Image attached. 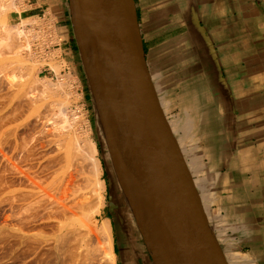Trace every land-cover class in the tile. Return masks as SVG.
Masks as SVG:
<instances>
[{"label": "crops", "instance_id": "obj_1", "mask_svg": "<svg viewBox=\"0 0 264 264\" xmlns=\"http://www.w3.org/2000/svg\"><path fill=\"white\" fill-rule=\"evenodd\" d=\"M12 5L15 20L48 23L58 39L52 48L73 64L67 0ZM134 7L157 102L226 264H264V0H134ZM114 192L104 218L115 263L153 264Z\"/></svg>", "mask_w": 264, "mask_h": 264}, {"label": "rangeland", "instance_id": "obj_2", "mask_svg": "<svg viewBox=\"0 0 264 264\" xmlns=\"http://www.w3.org/2000/svg\"><path fill=\"white\" fill-rule=\"evenodd\" d=\"M11 1L12 0H0V41L7 34L11 36L13 42L18 46V51L16 50L18 55L16 56H19L14 57V55L12 57V55L9 54L10 50L7 51V49L3 47V40L1 41L0 264H38V261L39 264H48L51 262L49 259H51L52 252L50 251L51 253H49L48 251L50 250L51 245L49 244L48 247L46 242L47 240L48 243H50L49 240L52 241L51 237L54 235L51 234L55 233L54 231L57 228L56 222L61 221L63 218L60 215L61 212L60 214L59 212L57 213V216L59 214V218L61 217V219H59L56 214L54 215L56 217L55 219L54 216V218H52L51 215H48L49 209H46L45 207H36L37 209L35 206L32 209H28L26 207L25 210L21 208L23 206V202L20 200L22 199V195L27 192L30 194L32 192V188H30L31 182H35V180L39 181V179L42 184L38 183L39 186H46L45 188H41H44L47 193H49L51 189H54V192L55 190L57 191L65 204L67 203L66 205H71L73 203V207L71 206V208H73L72 210L70 209V206L66 207L70 209V214L73 212V217L75 219L73 224L75 227L79 225L80 229H76L79 228V226L75 228L73 224L71 226L72 228H70H75L77 233H74L76 234H78V231H84L85 233L79 232V236L74 234V238L76 240L72 238V241L75 240L76 243L79 241L78 245H82V249L84 247L85 250L88 245V251H91V249L94 251V261H97V264H111L106 252H104L105 245L100 243L102 241H99V238L97 239L88 233L87 230L89 231V228L97 227L100 224V221L104 219V215L106 213V202L108 200V196L111 194V191H115L116 194L122 198L123 195L119 190L113 168L110 165L111 163L107 154L103 134L96 116L94 103L91 98L89 86L83 71L77 47L74 53L73 64H66L62 62L63 58L60 56L58 50H54L52 48V45L57 42L56 37L51 30L52 27L40 19L30 20L32 22L21 21L19 19L15 20L11 15L12 11H19V9L15 8ZM53 65L54 68H52ZM55 65H57V67ZM64 130H66V133L68 131L69 135L73 133L75 134L71 135V138L76 140L78 154L81 153L79 154V161L75 160L74 162H71L69 164L70 166L63 162L64 159L62 157V153L59 151L57 152V140L65 137L66 133H64ZM87 141L89 143L93 142L96 146V156L101 165L100 175L98 178L101 179L105 185L104 191L98 193L102 195V200L104 202V206L99 209V213H93L95 210L93 206L94 203H96V198L94 196L96 195L94 194L95 189L92 187L95 175L93 173L91 163L87 161ZM79 150L81 152H79ZM83 155L84 157H82ZM81 158L83 160H81ZM80 160L81 163L83 162L82 164L80 163ZM78 162L79 164L77 165L76 163ZM61 167L62 169H60ZM61 170L62 173L60 172ZM55 171L59 172V174ZM22 176H28L30 178L26 177V179L24 177L26 179L24 180ZM36 177L40 178L37 179ZM26 184L30 187H27ZM112 186L115 187L114 190L111 189ZM51 192L49 194H51ZM29 194L26 195H28L30 199L31 195ZM82 200L84 201L82 202ZM121 206L125 209V205L123 206V204H121ZM19 207L21 210H19ZM126 212L134 221L129 211L126 210ZM77 213L81 214L78 215ZM78 218L80 220L79 223L77 222ZM57 219L58 221H56ZM53 223L56 224L52 226ZM84 228H86V231ZM37 232L40 236L37 235ZM9 235L10 237H8ZM24 235L26 240L22 238ZM28 235L32 237L30 238L32 242L27 241L30 237H28ZM32 235H34V237ZM45 235H49L51 237H47ZM88 236L89 240L91 239L90 241H94V238H96L93 242L94 244H89L91 242L88 240ZM90 236L94 238L92 239ZM22 239L25 243L22 242ZM85 239L87 240V245L85 244ZM82 241H85L84 244ZM28 243L32 244L31 246L33 249L35 248L33 250L29 246V248H31L32 255L30 254V249L27 247L29 245ZM40 243L42 246H47L49 248L45 249L43 247L48 251V255L50 256L47 255V251L43 254L44 251ZM26 251L29 254L23 255ZM37 251H42L43 253ZM45 255L46 262H43ZM47 257L49 259H47ZM39 258H41V262ZM104 260L105 262H103ZM96 263L94 262V264Z\"/></svg>", "mask_w": 264, "mask_h": 264}, {"label": "water", "instance_id": "obj_3", "mask_svg": "<svg viewBox=\"0 0 264 264\" xmlns=\"http://www.w3.org/2000/svg\"><path fill=\"white\" fill-rule=\"evenodd\" d=\"M114 175L153 264H226L148 75L134 0H67ZM142 145L131 160L126 118Z\"/></svg>", "mask_w": 264, "mask_h": 264}, {"label": "bare ground", "instance_id": "obj_4", "mask_svg": "<svg viewBox=\"0 0 264 264\" xmlns=\"http://www.w3.org/2000/svg\"><path fill=\"white\" fill-rule=\"evenodd\" d=\"M10 1V0H9ZM10 3V2H9ZM11 3H12V1H11ZM0 12H1V8H0ZM30 22H32V21H30ZM50 23V22H49ZM52 23V22H51ZM38 24V23H37ZM42 24H44V23H42ZM47 24V23H46ZM39 25V24H38ZM49 25V24H48ZM52 30V29H51ZM11 31V30H10ZM8 33V32H7ZM49 34V33H48ZM25 36V35H24ZM53 36V35H52ZM12 37H14V36H12ZM17 37V36H16ZM54 37V36H53ZM3 40V41H2ZM1 41H2V43L4 44L3 45V47L4 48H6L7 49V51L8 50H10V52H9V54H11L12 55V57L14 56V57H19V56H16V55H18L17 53L18 52H16V50L18 51V46L13 42V40H12V38H11V36H9L8 34L7 35H5L4 37H3V39H2ZM46 40V39H45ZM58 40V39H57ZM1 41H0V44H1ZM50 42V41H49ZM0 46H2V45H0ZM1 48V47H0ZM25 49V48H24ZM28 51V50H27ZM20 52V51H19ZM33 53V52H32ZM53 53V52H52ZM37 56V55H36ZM52 56V55H51ZM50 56V57H51ZM21 59V58H20ZM19 60V59H18ZM62 62H64V61H62ZM65 63V62H64ZM15 64V63H14ZM11 65V64H10ZM56 67H57V65H55ZM52 68H54V65H53V67ZM12 69V68H11ZM14 69V68H13ZM53 70V69H52ZM67 70V69H66ZM55 71H56V69H55ZM68 72V71H67ZM16 74V73H15ZM66 74V73H65ZM68 74V73H67ZM61 75H63V74H61ZM69 75V74H68ZM15 76V75H14ZM64 76V75H63ZM16 77V76H15ZM65 78H67V77H65ZM68 79V78H67ZM71 80V79H70ZM74 82V81H73ZM67 83V82H66ZM76 86V85H75ZM60 102V101H59ZM59 105V104H58ZM126 118V117H125ZM58 119V118H57ZM61 120V119H60ZM62 121V120H61ZM126 124H127V128H128V133H129V135H130V139H131V144H132V149H131V152H130V157H131V160H135L136 158H138V156L139 155H142L141 154V152H142V145H141V143H140V141H139V139H138V136L135 134V132H134V130H132L133 128H132V124H131V122H129L128 120H127V118H126ZM86 122V121H85ZM64 124V123H63ZM65 125V124H64ZM63 126V125H62ZM65 128V127H64ZM69 129V128H68ZM67 130V129H66ZM66 130H64L65 132L64 133H66ZM61 132H63V131H61ZM63 133V134H64ZM74 134V133H73ZM73 134H71V135H73ZM62 135V134H61ZM71 135H69L68 134V131H67V133L65 134V137H63V138H61V139H59V140H57L58 141V143H57V152L59 151V152H61L62 153V157H63V159H64V161L63 162H65V164L66 165H69L71 162H74L75 160H78V159H80L79 158V154H81V153H79L78 154V148H77V145H76V140H74V139H72L71 138ZM75 135V134H74ZM58 136V135H57ZM76 137V136H75ZM57 139H58V137H57ZM77 139H78V137H77ZM80 139V138H79ZM56 142V141H55ZM78 142V141H77ZM88 142V141H87ZM87 142H84V143H87ZM56 145V144H55ZM84 145H86V144H84ZM79 146V145H78ZM87 161L88 162H90L91 163V167L93 168V173H94V183H93V186L92 187H94V194H96V195H94L95 196V202L96 203H94V206H93V203H92V206H93V208L95 209L94 211H93V213H99V209L102 207V206H104V202H103V197H102V195H100V194H98L99 192H103L104 191V189H105V185H104V182L101 180V179H99L98 177H99V175H100V168H101V165H100V161H99V159L97 158V150H96V146H95V144L93 143V142H88L87 143ZM80 147V146H79ZM82 148V147H81ZM79 152H81L80 150H79ZM83 152V151H82ZM86 152V151H85ZM84 153V152H83ZM85 154V153H84ZM105 155V154H104ZM82 157H84V155L82 156ZM61 159V158H60ZM81 160H83L82 158H81ZM81 160H80V163H81ZM79 161V160H78ZM83 163V162H82ZM81 163V164H82ZM62 164V163H61ZM77 165L79 164V162L78 163H76ZM83 165H85V164H83ZM109 165V164H108ZM70 166V165H69ZM72 166H73V164H72ZM86 166V165H85ZM89 166V165H88ZM113 168V167H112ZM59 169V168H58ZM60 169H62V167L60 168ZM65 169V168H64ZM68 169V168H67ZM36 171V170H35ZM59 171V170H58ZM42 172V171H41ZM55 172H57V171H55ZM61 173H62V170L60 171ZM91 172V171H90ZM113 172H114V170H113ZM43 173V172H42ZM58 174H59V172H57ZM89 173V172H88ZM26 174V173H25ZM31 174H32V172H31ZM35 174H36V172H35ZM38 174V173H37ZM39 174H40V172H39ZM90 174V173H89ZM24 175V174H23ZM58 176V175H57ZM23 177V176H22ZM25 177V176H24ZM23 177V178H24ZM27 178H30V177H28V176H26ZM25 177V178H26ZM31 177H32V175H31ZM44 177V176H43ZM24 178V180H26ZM33 178V177H32ZM34 178H35V175H34ZM37 178V177H36ZM38 178H40V177H38ZM37 178V179H38ZM45 178V177H44ZM43 179V178H42ZM35 180V179H34ZM52 180V179H51ZM93 180V179H92ZM31 181V180H30ZM36 181H37V184L38 183H40V179H39V181L38 180H35V182L33 181V182H31V185H30V182H29V185L31 186H28L27 184V187H30V188H32V192L29 194L28 192L26 193V194H29V195H31V198L29 199V196L28 195H26V194H24V195H22V199H20V200H22V209H26V207L28 208V209H32V208H34V206H35V208L36 207H40V208H43V207H45L46 209H49V214L48 215H51L52 216V218H54L55 216V214H56V216H57V213L59 212V214H60V212H61V217H63L62 219H61V217L59 218V214H58V218L59 219H61V221H58V219L56 220V221H58V222H56L57 223V230L55 229V233L54 234H51V235H54L53 237H51V236H47V235H45V236H47V237H51L52 238V241L51 240H49L50 241V243H48V240H47V242H46V245L48 246L49 244L51 245V247H50V250H48L49 251V253H51L52 252V256H51V259H49L48 257H47V259H49V260H51V262L50 263H48V264H94V262L96 263L97 261H94V256L95 255H93L94 253V251H92V249H91V251H88V249H89V246L87 245L88 243H87V240L85 239V241H86V245H87V249L85 250L84 249V247H83V249H82V245L80 246V245H78V243H79V241L76 243V239L74 238V236L75 235H78L79 236V232H84V231H78V234H76L77 233V230H75V228L76 227H78L79 225H77V223H76V221H75V223H76V227H75V225L73 224L74 223V214H73V212L70 214V209L72 210L73 208H71V206H72V204L71 205H66L65 204V202L63 201V199H62V197L57 193V191L55 190V192H54V189H51V191H53V192H51V194H49V193H47L45 190H44V188L46 187H44V186H41V187H44V188H41L40 186H39V184L37 185L36 184ZM45 182V181H44ZM51 182H53V181H51ZM91 182H93V181H91ZM41 184V183H40ZM45 184V183H44ZM48 184V183H47ZM46 184V185H47ZM51 184V183H50ZM42 185V184H41ZM53 186V185H52ZM118 186H119V184H118ZM49 187V186H48ZM56 188V187H55ZM48 189V188H47ZM119 190H120V192H121V194L123 195V198L122 197H120L119 198V200H115L114 201V205L116 206V207H120L121 206V204H123V206L125 205V209L126 210H128L129 211V213L131 214V211H130V208H129V205H128V203H127V200H126V198H125V196H124V194H123V192L121 191V189H120V187H119ZM31 191V190H30ZM29 191V192H30ZM13 192V191H12ZM115 193V192H114ZM82 194V193H81ZM78 196V195H77ZM82 196V195H81ZM111 196V195H110ZM116 196V195H115ZM13 197V196H12ZM21 198V197H20ZM12 199V198H11ZM80 199V198H79ZM13 201H14V199H13ZM74 201V200H73ZM84 200H82V202H83ZM85 201H86V199H85ZM64 202V203H63ZM117 202V203H116ZM69 204V203H68ZM96 204V205H95ZM76 205V204H75ZM66 206H70V209L68 208V207H66ZM73 207V206H72ZM75 207H77V206H75ZM75 207H74V209H75ZM91 207V206H90ZM21 208L19 207V210H21ZM78 208V207H77ZM84 208V207H83ZM37 209V208H36ZM45 209V210H46ZM81 209V208H80ZM35 210V209H34ZM39 210V209H38ZM78 210V209H77ZM88 210V209H87ZM70 211V212H69ZM47 212V211H46ZM78 212V211H77ZM63 213V214H62ZM76 213V212H75ZM83 213H85V212H83ZM73 214V215H72ZM78 215L79 214H81V213H77ZM47 215V216H48ZM76 215V214H75ZM77 215V216H78ZM132 215V214H131ZM54 216V217H53ZM76 216V217H77ZM48 217H50V216H48ZM133 217V216H132ZM25 219V218H24ZM51 219V218H50ZM55 219H56V217H55ZM26 220V219H25ZM53 220V219H52ZM87 220V219H86ZM63 221V222H62ZM78 223L80 222V220H79V218H78V221H77ZM87 222H88V220H87ZM55 223V224H56ZM90 223V222H89ZM54 223L52 224V226L53 225H55ZM72 224L74 225V227L75 228H73V229H71L72 227ZM82 225V224H81ZM84 226V225H83ZM51 227V226H50ZM71 227V228H70ZM85 227V226H84ZM32 228V227H31ZM83 228V227H82ZM81 228V229H82ZM89 228V227H88ZM93 228V229H92ZM92 228H89V231L87 230V232L88 233H90L91 235H93L94 237H96L97 239L99 238V241H102V242H100V243H102L103 245H105V247H104V252H106V254H107V257L109 258V260H110V262H111V264H116L115 263V255H114V252H113V249H112V235H111V227H110V223H109V220L108 219H102L101 221H100V224L97 226V227H92ZM76 229H80V226H79V228H76ZM86 228H84V230H85ZM8 230V229H7ZM51 230V229H50ZM83 230V229H82ZM10 231H12V230H10ZM86 231V230H85ZM53 232V231H52ZM74 232H76V233H74ZM138 232V231H137ZM39 233H40V231H39ZM51 233V232H50ZM85 233V232H84ZM13 234V233H12ZM19 234V233H18ZM75 234V235H74ZM82 234V233H81ZM1 235H2V231H1ZM34 235H36V234H34ZM34 235H32L33 237H34ZM37 235H39L38 234V232H37ZM15 236V235H14ZM17 236V235H16ZM21 236V235H20ZM20 236H18V237H20ZM30 235H28V237H29ZM40 236V235H39ZM77 236V237H78ZM82 236V235H81ZM8 237H10V235L8 236ZM11 237H13V236H11ZM27 237V236H26ZM38 237V236H37ZM93 237V238H94ZM14 238V237H13ZM24 240H26L25 239V235L22 237ZM30 238H32L31 236L29 237V240H27V241H29V242H32L31 240H30ZM75 239L74 241H72L73 239ZM86 238V237H85ZM90 238H92V236H90ZM92 238V239H93ZM96 238H94V241H95V239ZM4 239V238H3ZM16 239V238H15ZM19 239H21V238H19ZM22 239V240H23ZM34 239V238H33ZM81 239H83V238H81ZM18 240V239H17ZM24 240L22 241V242H24ZM35 240V239H34ZM88 240H89V236H88ZM91 240V239H90ZM89 240V241H90ZM3 241V240H2ZM10 241V240H9ZM14 241V240H13ZM84 241V242H85ZM88 241V242H89ZM94 241H90L91 243H89V244H91L92 245V243L94 242ZM21 242V241H20ZM36 242V241H35ZM84 242L82 241V243L84 244ZM18 243V242H17ZM25 243V242H24ZM37 243V242H36ZM48 243V244H47ZM80 243H81V241H80ZM20 244H22V243H20ZM29 245L27 246L28 248H29V246L32 248V244H30V243H28ZM42 244H43V242H42ZM94 244V243H93ZM96 244V243H95ZM26 245H27V243H26ZM37 245V244H36ZM39 245V244H38ZM40 245H41V243H40ZM39 245V246H40ZM44 245V244H43ZM86 245H84V246H86ZM39 246H38V248H39ZM42 246V245H41ZM45 247V246H42V249H43V251H44V253L42 252V251H37V252H42L43 254H45L46 253V251L47 250H45L46 248H48V247ZM97 246V245H96ZM95 246V247H96ZM45 249H44V248ZM91 247V246H90ZM98 247H99V245H98ZM26 248V247H25ZM31 248H29L30 249V254H31ZM80 248H81V250L83 251H81L80 250ZM94 248V247H93ZM22 249V248H21ZM24 249V248H23ZM33 249V248H32ZM35 249V248H34ZM33 249V250H34ZM41 249V248H40ZM49 249V248H48ZM24 250H26V249H24ZM37 250V249H36ZM39 250V249H38ZM81 252H80V251ZM100 250V249H99ZM28 251V250H27ZM27 251L25 252V254H23V255H28L29 253H27ZM48 251H47V255H48ZM51 251V252H50ZM102 252V251H101ZM100 252V253H101ZM82 253V254H81ZM96 253H97V251H96ZM99 253V254H100ZM21 254H22V252H21ZM41 254V253H40ZM43 254H41V255H43ZM17 255V254H16ZM32 255V254H31ZM35 255H36V253H35ZM102 255V254H101ZM30 256V255H29ZM48 256H50V255H48ZM27 257V256H26ZM32 257V256H31ZM30 257V258H31ZM45 257V259L43 260V262L46 260V255L44 256ZM24 258H25V256H24ZM28 258V257H27ZM104 258V257H103ZM103 258H102V260H103ZM36 259V258H35ZM35 259H34V261H35ZM40 259V262H41V258H39ZM98 259V258H97ZM101 259V258H100ZM28 260H30V259H28ZM106 260V259H105ZM105 260L103 261V262H105ZM31 261V260H30ZM46 262V261H45ZM31 263V262H30ZM38 264H39V261L37 262ZM102 263V262H101ZM41 264V263H40ZM97 264V263H96ZM103 264H105V263H103Z\"/></svg>", "mask_w": 264, "mask_h": 264}, {"label": "flooded vegetation", "instance_id": "obj_5", "mask_svg": "<svg viewBox=\"0 0 264 264\" xmlns=\"http://www.w3.org/2000/svg\"><path fill=\"white\" fill-rule=\"evenodd\" d=\"M111 165V164H110Z\"/></svg>", "mask_w": 264, "mask_h": 264}]
</instances>
